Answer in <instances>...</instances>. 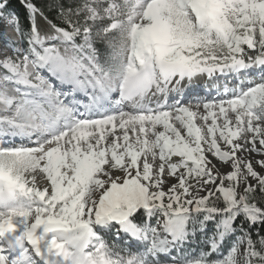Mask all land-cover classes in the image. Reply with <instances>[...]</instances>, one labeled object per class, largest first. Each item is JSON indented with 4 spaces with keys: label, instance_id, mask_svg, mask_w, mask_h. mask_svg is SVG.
Listing matches in <instances>:
<instances>
[{
    "label": "snow or ice",
    "instance_id": "snow-or-ice-1",
    "mask_svg": "<svg viewBox=\"0 0 264 264\" xmlns=\"http://www.w3.org/2000/svg\"><path fill=\"white\" fill-rule=\"evenodd\" d=\"M19 8L0 0V264H264V0ZM217 74L235 86L186 100Z\"/></svg>",
    "mask_w": 264,
    "mask_h": 264
},
{
    "label": "rangeland",
    "instance_id": "rangeland-1",
    "mask_svg": "<svg viewBox=\"0 0 264 264\" xmlns=\"http://www.w3.org/2000/svg\"><path fill=\"white\" fill-rule=\"evenodd\" d=\"M9 35L10 36H12L13 38H15V33L14 32H11V30H9ZM217 77H219L218 79H213V81L211 80V81H209V83H204L203 81H202V78L201 77H198V78H196V79H194L193 80V82H192V84L194 83V82H196V80H200L201 79V81H199V82H196L194 85H193V90L194 91H192V92H190L189 93V97L187 98V100H195L194 98L196 97H198L199 96V94L198 95H194V97H192L191 95H193V92H199L200 91V88H205V90L204 91H206V90H208V93L207 94H205V95H208V96H202V97H210V99H218V98H220L221 96H223V90H224V88L225 87H228L229 89H232L234 86H235V81L232 79V78H226V77H220L219 76V74H217ZM207 79V78H206ZM218 80V81H217ZM196 84H199V86H196ZM185 85H189V84H187V83H185ZM203 85H205V86H203ZM192 86V85H191ZM191 86H188V87H190L189 89H192V87ZM219 87H221L222 89H221V91L220 92H216V90L219 88ZM230 94V93H229ZM203 95V94H202ZM176 96V95H175ZM200 99H202V98H200ZM204 100H208V99H204ZM250 159H252L253 160V162L255 163V161L256 160H258L259 159V157L258 156H255V155H253V156H251L250 157ZM228 169H226V168H223V167H221V171L223 172V171H227Z\"/></svg>",
    "mask_w": 264,
    "mask_h": 264
},
{
    "label": "bare ground",
    "instance_id": "bare-ground-1",
    "mask_svg": "<svg viewBox=\"0 0 264 264\" xmlns=\"http://www.w3.org/2000/svg\"><path fill=\"white\" fill-rule=\"evenodd\" d=\"M220 77H222V76H220ZM202 78V81L204 82V83H209V81H213V79H218L219 77H214V78H212V79H208L206 76L205 77H201ZM207 78V79H206ZM199 81H201V79L199 80ZM198 80H196V82H199ZM218 81V80H217ZM196 82H194L193 84H191V85H184V94H185V98H186V100H187V98L189 97V93L190 92H192V91H194L193 90V85L196 83ZM188 86H191L192 87V89H189L190 87H188ZM196 86H199V84H196ZM203 86H205V85H203ZM221 87H219L217 90H216V92H220L221 91ZM205 90V88H200V91L199 92H197L198 94H199V96L196 98H194L195 100L196 99H199V100H204V99H210V97H202V96H208V95H205V94H207L208 93V90H206V91H204ZM203 94V95H202ZM172 96H175L176 94L175 93H172L171 94ZM192 97H194V95H191ZM200 98H202V99H200ZM189 101H191V100H189Z\"/></svg>",
    "mask_w": 264,
    "mask_h": 264
},
{
    "label": "trees",
    "instance_id": "trees-1",
    "mask_svg": "<svg viewBox=\"0 0 264 264\" xmlns=\"http://www.w3.org/2000/svg\"><path fill=\"white\" fill-rule=\"evenodd\" d=\"M35 2H36L37 4L43 6L44 3H45V0H35ZM14 7H16L18 11H21L20 8H19V0H14ZM21 23H22V24L24 23L23 18H22V20H21ZM105 238L108 239L109 242L111 243V238H110V237H107V236H106ZM117 247H122V245H117ZM132 251H135V249H132Z\"/></svg>",
    "mask_w": 264,
    "mask_h": 264
}]
</instances>
